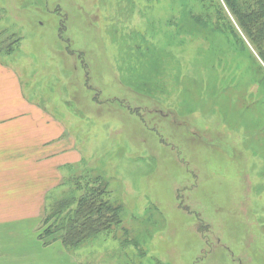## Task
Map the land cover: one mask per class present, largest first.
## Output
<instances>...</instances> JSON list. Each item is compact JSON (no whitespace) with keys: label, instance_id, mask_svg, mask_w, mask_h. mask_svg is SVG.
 Masks as SVG:
<instances>
[{"label":"rangeland","instance_id":"374dc122","mask_svg":"<svg viewBox=\"0 0 264 264\" xmlns=\"http://www.w3.org/2000/svg\"><path fill=\"white\" fill-rule=\"evenodd\" d=\"M201 9L0 0L1 65L52 134L48 160L0 170V196L14 178L26 182L20 197L49 188L41 204L1 199V222L39 235L41 223L27 229L35 218L88 176L121 225L63 264H264V64L233 17L207 21ZM66 147L79 159L60 166Z\"/></svg>","mask_w":264,"mask_h":264},{"label":"crops","instance_id":"0c3cea01","mask_svg":"<svg viewBox=\"0 0 264 264\" xmlns=\"http://www.w3.org/2000/svg\"><path fill=\"white\" fill-rule=\"evenodd\" d=\"M50 129L38 112L32 109V105L22 99L15 73L1 65L0 62V170L30 169L37 167L33 161L48 160L47 139L49 134L52 135ZM32 140H34V144ZM70 152L71 148L67 150L66 158L60 159L61 163H58L60 166L76 161L77 157ZM25 184L24 177L23 180L21 178L12 179L11 186L8 188L11 193H3L5 196H0V200H39L41 204L42 195L49 188H45L40 193V190L33 185L34 196H31L32 193H23V196H17V193H20L19 186ZM29 190H31L30 187ZM0 194H2L1 188ZM5 219L0 221V224L7 223L3 229L0 228V249H4L0 264H57L58 261L60 264L64 263L66 250L60 243L44 246L39 241L38 234L25 229L17 234L16 227L9 225L13 222L8 218ZM40 221L41 218L36 217L34 223L27 229L39 228ZM3 240L8 243H1ZM17 240L23 243L17 242ZM49 253L55 254L52 257L56 259L55 262L49 261Z\"/></svg>","mask_w":264,"mask_h":264},{"label":"trees","instance_id":"16d2710c","mask_svg":"<svg viewBox=\"0 0 264 264\" xmlns=\"http://www.w3.org/2000/svg\"><path fill=\"white\" fill-rule=\"evenodd\" d=\"M198 2L207 21L217 23L218 15L229 24L226 14L233 17L237 28L264 64V0ZM99 181L88 176L75 178L69 198L57 203L51 215L41 221L38 239L44 246L60 243L66 251L76 250L83 243L102 234L108 235L121 225L120 207L107 201V192Z\"/></svg>","mask_w":264,"mask_h":264}]
</instances>
